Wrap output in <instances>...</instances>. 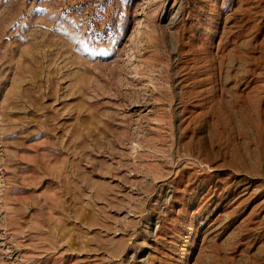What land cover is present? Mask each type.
I'll list each match as a JSON object with an SVG mask.
<instances>
[{"label": "rangeland", "instance_id": "1", "mask_svg": "<svg viewBox=\"0 0 264 264\" xmlns=\"http://www.w3.org/2000/svg\"><path fill=\"white\" fill-rule=\"evenodd\" d=\"M0 264H264V0H0Z\"/></svg>", "mask_w": 264, "mask_h": 264}]
</instances>
